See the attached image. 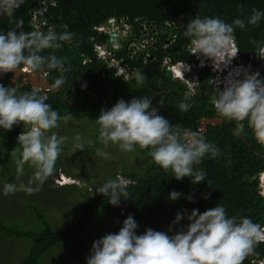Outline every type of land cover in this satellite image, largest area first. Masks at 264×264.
<instances>
[{
	"label": "trees",
	"instance_id": "trees-1",
	"mask_svg": "<svg viewBox=\"0 0 264 264\" xmlns=\"http://www.w3.org/2000/svg\"><path fill=\"white\" fill-rule=\"evenodd\" d=\"M252 9L264 11V0H24L11 16L0 10V32L15 29L26 33H47L49 28H54L58 34H73L70 42H61V48H49L40 53L45 57L66 58L64 67L68 70L63 73L47 66L36 71L47 72V79L60 90H38L39 94L47 96L46 103L51 104L61 118L70 115L92 122L96 131L94 142L86 147L97 149L100 144V125L96 119L102 109H111L120 99L130 101L133 97H148L158 114L168 119L173 128L181 132L187 129L198 132L220 151L216 157L206 154L201 163L194 166L206 173V180L193 184L191 177L177 180L171 169L165 171L157 165L149 155L150 148L141 149L134 145V150L145 163L141 170L123 172L130 180L129 195L127 199L121 198L119 206L110 204L109 196L97 193L96 189L90 195L87 189L83 192L75 185L54 188L55 184L50 180L51 190L46 188L45 192H52L58 198L50 201L52 207H62L74 195L82 197L83 200H78L81 207L77 219L56 225L41 208L42 202H48L45 193L32 192V197H41L43 201L23 202L29 213L25 221L28 224L23 226L22 219L6 221L0 215V237L25 245L20 259L14 258L10 263L0 260V264H42L46 256L52 258L57 250L62 251L67 246L78 263L85 264L86 257L91 255L86 234L93 227L100 209L106 211L96 219L101 220L115 212L113 223L118 228L132 214L139 225L138 235L147 228L174 235L181 226L186 229L189 223L185 216L169 231L178 212L186 210L190 215L193 209H198L202 213L217 204L225 208L228 217H249L264 226V144L258 142L247 120L243 122L242 133H236V121L226 118L222 124H210L207 132L202 133L200 119L219 114L212 103V97L216 95V71L210 65L197 69L198 82L192 90L185 81L174 78L165 62L166 59L174 64L181 60L195 61L196 56L190 51L191 38L184 32L187 23L197 16L220 17L227 23L244 19L246 27L235 28L240 59L260 58L256 55L257 46L250 41L255 40L264 46V17L257 25L247 24ZM111 18L127 19L132 33L121 48L107 49L110 54L102 57L96 44L106 43L109 33L99 27L108 24ZM144 26L147 27L146 38L142 32ZM133 40L145 46L136 52L135 45L129 46ZM112 58L120 61L126 71L116 74L108 62ZM134 72L145 74L147 78L143 84H137ZM11 75L12 72L1 75L0 84L16 87L17 94L34 89L30 84L21 86L19 82L14 85ZM61 76L64 83L58 86L56 82ZM186 93L190 94L186 102L191 107L182 112L179 104L185 101ZM29 128L23 122L11 130L0 128V180L2 178L8 184L15 179L14 163L23 160L18 158L23 154L18 136ZM61 160L60 153L54 167H61ZM173 190L181 193L177 200L169 198ZM189 196L193 197L192 201L187 198ZM1 201L9 203L8 198ZM14 201L19 206V199L14 198ZM260 260L264 261V243L258 244L243 264H255Z\"/></svg>",
	"mask_w": 264,
	"mask_h": 264
},
{
	"label": "clouds",
	"instance_id": "clouds-1",
	"mask_svg": "<svg viewBox=\"0 0 264 264\" xmlns=\"http://www.w3.org/2000/svg\"><path fill=\"white\" fill-rule=\"evenodd\" d=\"M23 2L0 0V10L11 16ZM262 17L264 11L252 9L247 24L257 25ZM236 27L244 29L245 20L237 18L227 23L220 17L197 16L188 22L184 35L191 38V53L198 56L195 60L199 59L198 66H195V61L191 63L192 69L195 68L197 72V69L209 65H202L201 54L211 59L216 68L228 63V58H234L237 54L239 56ZM131 33L132 27L123 42L127 41ZM72 36L68 32L58 34L54 28H49L47 33H26L15 29L0 32V73L14 72L20 65L30 71H38L45 66L62 73L67 71L64 67L66 58L55 55L45 57L40 53L49 48H61V42H70ZM109 39L106 43L96 44L97 52V45L106 50L113 48L106 46L108 42L114 43ZM250 42L257 46L256 55L260 58L250 57L256 59L254 61L257 63L250 59H240L238 64L234 61L236 66L249 67L251 71L243 78L225 81L222 90L216 87L212 103L221 117L236 121L237 134L244 131L243 122L247 120L258 142L264 144V46L255 40ZM121 47L118 45V48ZM210 66L217 76V70ZM133 76L137 84H143L147 78L140 72H134ZM56 83L58 86L64 83V77L61 76ZM189 95L186 93L185 101L179 104L182 112L191 107L186 102ZM46 100L47 96L39 94L38 89L17 94L16 87L0 84V128L11 130L21 122L25 127L30 126L28 131L18 136L24 160L37 165L44 175H51L61 153V145L67 137H59L54 132L45 135L57 128L61 119ZM163 103L160 100V104ZM63 119L67 122L71 116L65 115ZM96 120L100 125L99 139L105 144L112 142L122 151L129 152L134 151V145H139L141 149L150 148L149 155L154 162L165 171L171 169L177 180L191 177L193 184L203 182L206 173L194 166L199 165L206 154L210 153L212 157L220 154L218 147L206 142L198 132H181L173 128L168 119L158 114V109L152 106V99L148 97H133L130 101L120 99L111 109H102ZM75 139V148L84 150L85 145L79 142L80 136ZM98 154L107 155L99 151ZM129 184L130 180L118 174L115 179H109L96 187V192L109 196V203L119 206L121 198L127 199L129 195ZM180 196L181 193L175 190L169 194L171 200H177ZM187 198L193 200L192 196ZM185 216L189 221L186 229L181 226L174 235L152 228L138 235L136 230L139 225L134 216L129 214L117 233H108L93 242L91 255L86 257L87 264H243L254 253L255 247L264 243V226L249 217H228L225 208L219 204L202 213L198 209H193L190 215L186 210L178 212L169 231Z\"/></svg>",
	"mask_w": 264,
	"mask_h": 264
},
{
	"label": "rangeland",
	"instance_id": "rangeland-1",
	"mask_svg": "<svg viewBox=\"0 0 264 264\" xmlns=\"http://www.w3.org/2000/svg\"><path fill=\"white\" fill-rule=\"evenodd\" d=\"M100 29L107 31L109 33V37H111L114 32L117 33L118 41L121 44L131 32V26L127 19L124 18L114 19L108 24L103 25ZM146 30L147 27L144 26L142 29L144 34L143 38H146ZM147 40L150 41V39ZM106 46L113 47V49L118 48V45L112 42H108ZM97 48L99 50V54H105L103 51H106V49H103L101 46H98ZM138 49L139 45L136 46V52ZM199 57L201 58L202 63L212 65L217 70L218 78L223 81H228V78L236 79L235 77H232L234 72L230 75L231 71L229 70L232 68H239L238 70L241 71V73L236 76L237 78H243L244 75L251 71L249 67H243L240 65L236 66V64L233 63L234 61L237 64L241 62L238 54L234 58H228V63L222 64L220 68H216L212 60L204 57L202 54L199 55ZM250 60H253V63H257L254 61L256 59ZM108 62L110 65L117 67V73L124 71L120 61L112 58ZM222 67L225 68L222 69ZM178 70L180 75H182V67H179ZM244 70L246 73H244ZM58 125L59 126L57 128H54L51 132L47 133L51 135L54 132L57 133L59 137H67V139L64 144L61 145L63 147V150L61 151V167H54L51 178L49 175H44L38 166L33 164L31 161L26 162L23 158V154L18 157L23 160L19 159L16 163H14L13 171L15 179L13 183L8 184L1 178L0 215L6 221L13 222L16 219H22L23 226L28 224L25 221L29 217V213L23 202L30 200L43 201L41 197H32V192L39 195L45 193L44 196L48 202H42L41 208L56 225L60 226L63 223H66V221H74L77 219L80 212L81 204L78 200H83L82 197L80 195H74V197L71 198L69 202H65L62 207H52L51 205L53 204L50 201H54L58 198H56L57 196H54L52 192H45L46 188L51 190L50 180L54 182V188L61 185H75L76 187H80L83 192H86L87 189L88 194L92 195L94 194V189H96V187L104 184L105 180L108 181L109 179L116 178L118 174L129 180L124 176L123 172L125 170H141L142 164L145 163L143 157L135 150L130 152L122 151L117 144H113L112 142L105 144L100 140V144L97 149H94L92 146L86 147L90 144L89 142H94L96 133L94 125L87 119L71 118L69 121L65 122L64 119L61 118L58 121ZM77 136H80L81 138L79 142L85 145L84 150H77L75 148V144L77 143L75 138ZM98 151L100 153H106L107 155H100L98 154ZM0 155H2L1 152ZM61 177H66L71 180L69 182L66 180L63 184H60L59 180H61ZM3 198H8L9 203L7 204L2 202L1 200ZM14 198L19 199V206H16ZM59 198H62V196ZM21 199H23V201L20 202ZM105 211L106 209H100L97 217ZM110 214L112 217L111 215L103 216V219L101 220H99V218L96 219V217L93 227L86 234L90 250L92 249V245L95 240L108 233H117L120 230V228L116 227L113 223L116 216L115 212L114 214ZM24 246V242L14 243L13 241L0 237V260L5 263H10L14 258L20 259V256H22L24 252ZM55 253L56 255L52 258L46 256L43 259L42 264H79L77 258L72 253L70 246H67V248L62 251L57 250ZM85 264H87V261H85Z\"/></svg>",
	"mask_w": 264,
	"mask_h": 264
},
{
	"label": "water",
	"instance_id": "water-1",
	"mask_svg": "<svg viewBox=\"0 0 264 264\" xmlns=\"http://www.w3.org/2000/svg\"><path fill=\"white\" fill-rule=\"evenodd\" d=\"M114 18H111L110 21H112ZM122 34V33H121ZM110 41H113L117 45H121L120 42L118 41V35L117 33H113L111 38L109 39ZM237 46V45H236ZM191 51V49H190ZM199 59L197 58L194 62L195 66H198ZM182 67V66H180ZM112 70L116 71L117 69L115 66L111 67ZM192 73H196V69L194 68L192 70ZM5 73H0L1 75H4ZM47 72L42 71L41 73H37L36 71H30V70H25V66H19L14 72H12V75L10 77L11 82L14 85H18L20 80L19 78L21 77V86H24L26 84H30L32 88L34 89H46V90H53V91H59V87H55L51 82L47 79ZM228 82H231L229 79ZM106 103V101H104ZM224 122V117H221L219 114L213 118L209 117H204L200 119V130L202 133L207 132L208 126L211 125H218L222 124ZM186 132H193L191 129H187Z\"/></svg>",
	"mask_w": 264,
	"mask_h": 264
},
{
	"label": "built area",
	"instance_id": "built-area-1",
	"mask_svg": "<svg viewBox=\"0 0 264 264\" xmlns=\"http://www.w3.org/2000/svg\"><path fill=\"white\" fill-rule=\"evenodd\" d=\"M101 27H103V26H100L99 27V29L101 28ZM101 30H103V29H101ZM136 44V45H135ZM133 45H135V46H138L139 45V48H141V47H143V46H145V45H140L139 43H136V42H134L133 43ZM98 46H100V45H97V47ZM102 47V46H101ZM103 48V47H102ZM103 51V50H102ZM105 54H102L103 56H106V55H108V54H110V52H108V50H106V51H103ZM165 62L167 63V65H168V68L169 69H171V71H172V74H173V76H174V78H180L181 80H183V81H185L189 86H190V88L192 89V90H194V87H195V85L197 84V82H198V75H197V72L195 73V74H193L192 73V64L191 63H188V62H185V63H183L182 61H178L177 63H175V64H172V63H170L171 62V60L170 59H166L165 60ZM182 65H184L183 67H182V75H180V74H178V72L176 71V68L175 67H180V66H182ZM202 65H203V63H202ZM116 67V66H115ZM116 69H117V67H116ZM125 70V69H124ZM126 71V70H125ZM118 71L116 70L115 71V73L116 74H122V72H124V71H122L121 73H117ZM225 81H227V80H225ZM225 81H223V80H220V78H218V74H217V76L215 77V84L217 85V87L219 88V89H223L224 88V82ZM69 181V179H66V178H61V180H59V182H60V184H63V182L64 181ZM261 263V261H256L255 262V264H260ZM264 263V261H262V263L261 264H263Z\"/></svg>",
	"mask_w": 264,
	"mask_h": 264
},
{
	"label": "bare ground",
	"instance_id": "bare-ground-1",
	"mask_svg": "<svg viewBox=\"0 0 264 264\" xmlns=\"http://www.w3.org/2000/svg\"><path fill=\"white\" fill-rule=\"evenodd\" d=\"M240 58V57H239ZM121 64V63H120ZM174 64V63H173ZM176 68V71L178 72V74H180L179 73V70H178V67H175ZM239 69V68H238ZM238 69H235V68H232V69H230L229 71H231L230 72V75L234 72V74L232 75V77H235V78H237L236 76H238L239 74H240V70H238ZM234 78H230V80L232 81ZM228 81H229V79H228ZM261 261V260H260Z\"/></svg>",
	"mask_w": 264,
	"mask_h": 264
},
{
	"label": "flooded vegetation",
	"instance_id": "flooded-vegetation-1",
	"mask_svg": "<svg viewBox=\"0 0 264 264\" xmlns=\"http://www.w3.org/2000/svg\"><path fill=\"white\" fill-rule=\"evenodd\" d=\"M133 41H134V40H133ZM133 41H131L130 43H132ZM123 44H124V43H122L121 45L123 46ZM115 50H118V49H115ZM5 74H6V73H5ZM10 77H11V76H10ZM19 80H20V83H21V77L19 78ZM26 85H28V84H26ZM263 176H264V172H263ZM262 261H263V260H262ZM262 261H261V263H262ZM261 263H260V264H261Z\"/></svg>",
	"mask_w": 264,
	"mask_h": 264
}]
</instances>
